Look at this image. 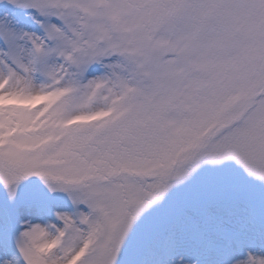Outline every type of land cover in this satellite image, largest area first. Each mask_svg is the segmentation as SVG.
<instances>
[{
	"label": "snow or ice",
	"instance_id": "6c2138e0",
	"mask_svg": "<svg viewBox=\"0 0 264 264\" xmlns=\"http://www.w3.org/2000/svg\"><path fill=\"white\" fill-rule=\"evenodd\" d=\"M0 264H264V0H0Z\"/></svg>",
	"mask_w": 264,
	"mask_h": 264
}]
</instances>
